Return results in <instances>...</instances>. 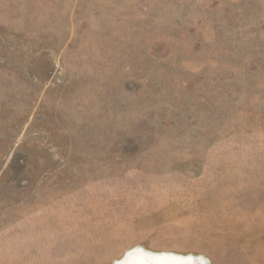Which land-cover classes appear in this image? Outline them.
Segmentation results:
<instances>
[{
	"label": "rangeland",
	"instance_id": "rangeland-1",
	"mask_svg": "<svg viewBox=\"0 0 264 264\" xmlns=\"http://www.w3.org/2000/svg\"><path fill=\"white\" fill-rule=\"evenodd\" d=\"M138 254L264 264V0H0V264Z\"/></svg>",
	"mask_w": 264,
	"mask_h": 264
},
{
	"label": "bare ground",
	"instance_id": "bare-ground-1",
	"mask_svg": "<svg viewBox=\"0 0 264 264\" xmlns=\"http://www.w3.org/2000/svg\"><path fill=\"white\" fill-rule=\"evenodd\" d=\"M150 258L145 254H138L136 256L130 257V259L124 264H180V261L178 259L163 258L160 260H154Z\"/></svg>",
	"mask_w": 264,
	"mask_h": 264
}]
</instances>
